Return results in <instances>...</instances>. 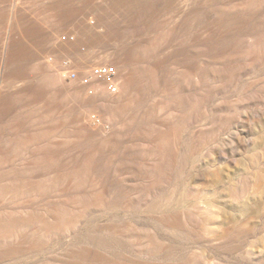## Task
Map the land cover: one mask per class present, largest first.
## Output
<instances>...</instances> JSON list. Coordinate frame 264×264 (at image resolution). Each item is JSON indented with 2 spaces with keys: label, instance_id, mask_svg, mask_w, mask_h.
I'll return each mask as SVG.
<instances>
[{
  "label": "rangeland",
  "instance_id": "374dc122",
  "mask_svg": "<svg viewBox=\"0 0 264 264\" xmlns=\"http://www.w3.org/2000/svg\"><path fill=\"white\" fill-rule=\"evenodd\" d=\"M0 264H264V0H0Z\"/></svg>",
  "mask_w": 264,
  "mask_h": 264
},
{
  "label": "built area",
  "instance_id": "2783aa9c",
  "mask_svg": "<svg viewBox=\"0 0 264 264\" xmlns=\"http://www.w3.org/2000/svg\"><path fill=\"white\" fill-rule=\"evenodd\" d=\"M117 69L112 65H99L91 69L88 76L83 79V82L88 84L92 80H104L108 83V88L111 92H118L119 88L116 82Z\"/></svg>",
  "mask_w": 264,
  "mask_h": 264
}]
</instances>
